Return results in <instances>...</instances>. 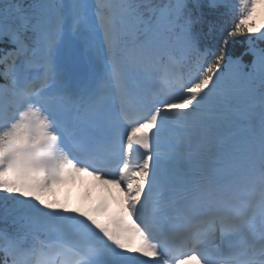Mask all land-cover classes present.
I'll list each match as a JSON object with an SVG mask.
<instances>
[{"label":"snow or ice","instance_id":"6c2138e0","mask_svg":"<svg viewBox=\"0 0 264 264\" xmlns=\"http://www.w3.org/2000/svg\"><path fill=\"white\" fill-rule=\"evenodd\" d=\"M262 3L0 0V264H264Z\"/></svg>","mask_w":264,"mask_h":264},{"label":"rangeland","instance_id":"374dc122","mask_svg":"<svg viewBox=\"0 0 264 264\" xmlns=\"http://www.w3.org/2000/svg\"><path fill=\"white\" fill-rule=\"evenodd\" d=\"M262 21H264V10L259 14L257 17V24H260ZM74 187L72 188V192H69L65 187H61V190L59 191L60 197H57L55 195V199L60 201L61 203H64L68 197L73 198V204L72 206H79V201L84 203H91L95 202L97 199H99L101 196L104 195L103 188L100 185L99 181H96L88 176H82L78 177L75 181H73Z\"/></svg>","mask_w":264,"mask_h":264},{"label":"trees","instance_id":"16d2710c","mask_svg":"<svg viewBox=\"0 0 264 264\" xmlns=\"http://www.w3.org/2000/svg\"><path fill=\"white\" fill-rule=\"evenodd\" d=\"M262 8H264V3H262L261 5L258 6V8H257V12H256L254 18L257 16V14L259 13V11H260ZM69 203H70V202H69Z\"/></svg>","mask_w":264,"mask_h":264},{"label":"bare ground","instance_id":"6f19581e","mask_svg":"<svg viewBox=\"0 0 264 264\" xmlns=\"http://www.w3.org/2000/svg\"><path fill=\"white\" fill-rule=\"evenodd\" d=\"M78 203L81 204L82 202L79 201Z\"/></svg>","mask_w":264,"mask_h":264}]
</instances>
